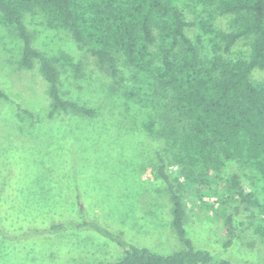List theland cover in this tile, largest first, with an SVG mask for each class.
Instances as JSON below:
<instances>
[{"label": "trees", "instance_id": "obj_1", "mask_svg": "<svg viewBox=\"0 0 264 264\" xmlns=\"http://www.w3.org/2000/svg\"><path fill=\"white\" fill-rule=\"evenodd\" d=\"M191 1L212 12L191 23L180 0H0V70H37L47 119L96 114L61 91L62 73L83 74V57L123 86L122 115L160 144L156 176L166 186L178 246L161 253L130 243L90 218L75 194L70 217L61 213L43 227L39 219L20 239L87 231L121 249L115 262L95 264H231L194 246L185 228L187 208H194L221 225L223 251L249 233L251 247L264 253V82L252 80L264 71V0ZM215 15L227 17L226 31L214 26ZM239 43L245 55L233 52ZM0 101H8L1 89ZM228 162L246 185L223 173Z\"/></svg>", "mask_w": 264, "mask_h": 264}, {"label": "rangeland", "instance_id": "obj_2", "mask_svg": "<svg viewBox=\"0 0 264 264\" xmlns=\"http://www.w3.org/2000/svg\"><path fill=\"white\" fill-rule=\"evenodd\" d=\"M180 3L187 22L212 12L194 7L191 0ZM213 24L222 31L228 29L227 17L215 15ZM196 33L195 27L187 30L190 38ZM247 50L239 43L233 52L245 55ZM202 53L210 54L208 50ZM3 55L0 47V60ZM83 60L81 76L70 70L62 73L61 91L65 99L95 110L93 117L47 119L45 84L37 70H0V89L8 97L0 101V264L118 260L121 249L92 232L20 239L29 226H38L39 219L43 227L60 221L61 213L70 217L76 212L74 194L81 197L90 218L124 233L130 243L161 253L178 246L170 227L166 186L156 176L164 158L160 144L122 115L123 86L113 84L92 58ZM119 69L127 79L129 70L122 63ZM252 80L264 82V71H254ZM222 170L247 184L236 163L228 162ZM241 220H246L243 215ZM220 227L210 213L187 208L185 228L196 248L231 264H264V253L257 245L251 247L249 233L223 251Z\"/></svg>", "mask_w": 264, "mask_h": 264}]
</instances>
